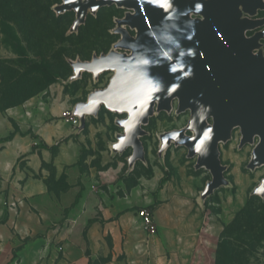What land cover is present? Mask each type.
I'll use <instances>...</instances> for the list:
<instances>
[{"label":"rangeland","instance_id":"obj_1","mask_svg":"<svg viewBox=\"0 0 264 264\" xmlns=\"http://www.w3.org/2000/svg\"><path fill=\"white\" fill-rule=\"evenodd\" d=\"M63 2L0 0V228L15 239L11 261L18 262L31 238L45 249H59L53 232L70 211L48 210L46 232L24 234L21 214H39L41 205L28 190L41 188L54 201L69 193L78 197L77 203L88 198L78 226L82 229L87 217L101 216L98 197L112 205L135 198L136 188L143 197L152 192L150 180L168 177L170 208L135 205L127 210L134 215L132 225L142 227L136 212L148 209L156 227L168 215L172 226L193 231L214 264H264V164L252 165L259 138L243 143L240 128L232 129L218 144L221 178L215 185L198 156L179 142L193 131L191 112L180 111L177 99L168 110L154 107L141 126L138 151L122 145L126 113L101 105L95 114L85 113L76 128L79 121L72 111H84L90 96L106 89L114 75L111 70L95 74L83 66L114 52L129 54L120 44L124 33L136 36L125 24L135 11L116 4L89 6L79 21L73 9L60 11ZM242 18L256 22L246 36L259 33L253 53L264 58V7L253 14L243 11ZM44 69L57 79L52 81ZM42 143L54 149L44 153L35 148ZM0 254H5L2 247Z\"/></svg>","mask_w":264,"mask_h":264},{"label":"water","instance_id":"obj_2","mask_svg":"<svg viewBox=\"0 0 264 264\" xmlns=\"http://www.w3.org/2000/svg\"><path fill=\"white\" fill-rule=\"evenodd\" d=\"M111 4L135 11L125 24L136 28V36L123 35L120 47L129 54L114 52L83 66L114 75L106 89L90 96L84 111H72L76 128L85 113L95 114L101 105L126 113L122 145L138 151L141 126L154 107L168 110L177 99L180 111L190 110L193 131L179 142L198 156L215 185L221 178L218 144L236 127L243 143L259 138L252 165L264 164V58L253 53L258 34L245 37L256 22L241 19L243 11L263 8L264 0H167L165 6L148 0H64L60 11L73 9L81 21L87 7Z\"/></svg>","mask_w":264,"mask_h":264},{"label":"crops","instance_id":"obj_3","mask_svg":"<svg viewBox=\"0 0 264 264\" xmlns=\"http://www.w3.org/2000/svg\"><path fill=\"white\" fill-rule=\"evenodd\" d=\"M42 151L45 153L46 150ZM160 179L156 177L148 182L147 187L152 192L143 197L137 196L142 192L141 188L134 190L135 198L117 199L112 205L104 196L98 197L101 216L87 217L82 229L78 226L83 220L88 198L77 203L78 197L69 193L54 201L46 197L41 188L28 190V194L41 205H38L39 214L32 211L21 214L20 230L24 234L32 237L44 234L51 222L48 210L70 208L67 215L60 219L59 228L53 232L59 249H55L54 245L45 249L43 242L31 241V238L29 244L20 250L18 262L13 263L10 259L12 256L8 255L16 247L15 239H9L10 233L0 228V247L5 251V254H0V264H214L204 245L201 246L193 238V231L172 226L168 215L162 224L154 226L151 233L131 224L134 215L127 210L135 205L154 210L157 207L170 208L166 203L168 183L166 181L159 185ZM69 200L72 202L67 205ZM113 215L115 218L111 222ZM88 220L94 222L87 226Z\"/></svg>","mask_w":264,"mask_h":264},{"label":"built area","instance_id":"obj_4","mask_svg":"<svg viewBox=\"0 0 264 264\" xmlns=\"http://www.w3.org/2000/svg\"><path fill=\"white\" fill-rule=\"evenodd\" d=\"M74 124H77V120L74 121ZM136 216L142 226V229L151 233L154 230L153 215L148 209H140L136 212Z\"/></svg>","mask_w":264,"mask_h":264},{"label":"trees","instance_id":"obj_5","mask_svg":"<svg viewBox=\"0 0 264 264\" xmlns=\"http://www.w3.org/2000/svg\"><path fill=\"white\" fill-rule=\"evenodd\" d=\"M43 71H44V73L46 75H49V77H50V79L52 81H55L57 79V76L56 75H50L49 72L46 69H44ZM2 142H4V140H0V143H2ZM35 148L41 149V150L50 151V150L54 149V146L49 147L45 143H42V144H40V146L35 147ZM166 181H168V177H165V178L160 179L159 185H162ZM93 222H94V220H88L87 226L91 225Z\"/></svg>","mask_w":264,"mask_h":264},{"label":"snow or ice","instance_id":"obj_6","mask_svg":"<svg viewBox=\"0 0 264 264\" xmlns=\"http://www.w3.org/2000/svg\"><path fill=\"white\" fill-rule=\"evenodd\" d=\"M149 3H157L160 6H165V4L167 3V0H148ZM197 10H199V5H197ZM144 63H148V61H144ZM172 71H177L176 68H173Z\"/></svg>","mask_w":264,"mask_h":264},{"label":"bare ground","instance_id":"obj_7","mask_svg":"<svg viewBox=\"0 0 264 264\" xmlns=\"http://www.w3.org/2000/svg\"><path fill=\"white\" fill-rule=\"evenodd\" d=\"M134 15V14H133ZM133 15H131V16H133ZM191 16V15H190ZM203 18L201 17V20H202ZM134 30L135 31H137L136 30V28H134ZM252 30H254V29H249V30H247L246 32H248V31H252ZM246 32H245V37L247 38V36H246ZM256 34H259V33H256ZM257 44H259V40L257 41Z\"/></svg>","mask_w":264,"mask_h":264}]
</instances>
